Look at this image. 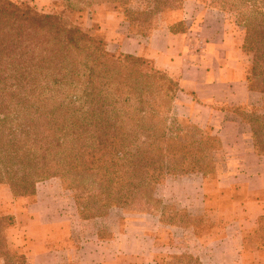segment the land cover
I'll list each match as a JSON object with an SVG mask.
<instances>
[{
    "label": "trees",
    "instance_id": "trees-1",
    "mask_svg": "<svg viewBox=\"0 0 264 264\" xmlns=\"http://www.w3.org/2000/svg\"><path fill=\"white\" fill-rule=\"evenodd\" d=\"M106 1L127 6L133 0ZM140 1L146 9L136 14L144 18L179 9L184 0ZM210 2L244 31L240 50L250 59L245 82L261 103L256 111L227 110L250 128L254 152L262 157L264 0ZM124 14L131 31L132 12ZM178 91L177 82L148 60L110 53L59 16L0 0V184L23 198L50 179L70 189L90 188L84 202L76 201L83 221L113 209L145 210L166 179L206 178L223 154L216 136L199 128L182 133L172 113ZM186 215L159 216L165 226L195 228L194 217ZM13 225L12 217H0V258L28 264L9 249L6 231ZM173 260L202 264L189 254Z\"/></svg>",
    "mask_w": 264,
    "mask_h": 264
},
{
    "label": "crops",
    "instance_id": "crops-1",
    "mask_svg": "<svg viewBox=\"0 0 264 264\" xmlns=\"http://www.w3.org/2000/svg\"><path fill=\"white\" fill-rule=\"evenodd\" d=\"M109 20L110 53L144 58L177 82L174 116L199 129L210 130L224 153L235 154L237 149L238 165L245 163L243 158L251 163L261 159L254 152L250 128L227 110L252 106L260 95L246 86L240 60L241 38L229 29L219 11L206 8L198 0H184L170 21L146 36L132 33L116 13L109 15ZM174 23L182 29L173 30ZM245 171L241 168L238 174L219 177L215 186L199 175L168 178L164 185L169 180L178 187L182 185L179 202L187 206V212L205 213L209 210L206 199L213 192L219 194L236 186L253 192L264 190L253 182L261 181L257 173ZM246 182L258 188L249 189ZM59 195L54 198L37 188L31 198L13 200L7 211L14 216L17 226L11 245L22 252L28 264H157L164 248L172 246L169 240L165 242L166 232L177 227L163 225L157 213L122 212L114 228L102 234L97 228H88L96 220H81L76 208L63 202ZM28 202L33 204L28 206ZM196 229L187 230L200 244L201 252L194 257L202 264H209L211 256L221 259L215 253L207 256L205 247L221 244L225 236L217 241L215 236L209 238L208 233L197 235Z\"/></svg>",
    "mask_w": 264,
    "mask_h": 264
},
{
    "label": "rangeland",
    "instance_id": "rangeland-1",
    "mask_svg": "<svg viewBox=\"0 0 264 264\" xmlns=\"http://www.w3.org/2000/svg\"><path fill=\"white\" fill-rule=\"evenodd\" d=\"M12 2L20 6H30L40 14H50L61 17L63 22L68 26H75L81 28L87 34L97 38L103 42L106 49L109 51V15L112 13L118 14L123 22L127 23V17L124 14L125 9L132 12V15L128 19L132 20V32H139V35H148L154 29H157L164 25L165 22L171 20L172 14L177 11L169 10L163 12L158 16H144L149 18L150 23H144L143 16L136 13L145 11V3L140 0H133L129 5L124 6L119 3H109L106 0H11ZM206 8L214 9L211 0H198ZM219 11V10H217ZM220 12V11H219ZM221 16L227 22L229 29H232L237 36L241 38V44L243 42L244 31L241 27L237 26L233 17L229 14L220 12ZM151 17V19H150ZM115 22V21H114ZM113 22V23H114ZM111 23V22H110ZM172 29L180 31L182 26L178 23L172 25ZM241 62L245 69V74H248L250 68V59L244 55L241 57ZM245 75V76H246ZM260 99L252 106H247V111H256L260 106ZM175 115V114H174ZM176 117V116H175ZM182 125V133L185 130H192L191 128H197L193 124L186 120H182L176 117ZM219 121V119H218ZM204 130V129H201ZM207 134H212L210 130H204ZM213 135V134H212ZM230 142H232L230 140ZM221 159L216 162L214 168L208 170L209 175L205 178V181L211 186H215L219 177L232 176L238 174L240 169L244 168L249 174H256L261 178L258 182L254 180L256 185L264 187V156L257 162H249L245 158L243 165L236 164L240 156L237 154L238 150L234 151L235 154L228 152H222ZM235 162V163H234ZM245 171V172H246ZM176 179V178H175ZM161 184L157 187L154 194V201L143 209L136 210H117L113 209L104 216L97 217L98 219L86 220L95 221L88 228H97L101 230L102 234L107 232V229H112L121 217L122 212L127 213H157L163 217V220H169L172 216L179 215L180 220H184V215L189 214L194 217V225L197 228L196 234L201 236L203 233H208V237H216L217 241L225 236L226 240L221 241V244L207 245V256L216 254L221 257L217 259L216 256H211V262L209 264H264V190L248 191L242 190L240 187L234 189H226L221 193H212L208 199H206L209 210H205V213L198 211L195 214L187 212L186 205L180 203V197L183 195L181 192L184 189L181 186H177L176 182L169 180L164 185ZM247 188H258L256 185L252 186L249 182ZM37 188L42 191H47L54 198H57L58 193L60 198L64 200L69 206L76 208V201L84 202L92 190L90 188L70 189L61 185L58 179H50L42 181L37 184ZM63 192H62V190ZM181 189V190H180ZM19 198L14 196L8 185L0 184V217H12L14 219V225L8 228L6 231L7 242L9 249L15 253L22 255L19 249H16L11 245L13 238L15 237L13 232L16 230V222L14 216L7 214L10 210V206L13 205V200L18 201ZM23 198V197H22ZM27 198V197H26ZM31 198V197H30ZM33 204V202H28ZM65 204V205H67ZM257 204V205H256ZM25 205V204H23ZM22 205V206H23ZM25 205V206H26ZM24 207V206H23ZM207 208V209H208ZM147 211V212H146ZM42 215L45 213L40 212ZM49 216V213L45 214ZM75 216V215H74ZM187 216V215H186ZM77 222V221H76ZM168 239L165 242H171L170 248H164L161 258L156 260L157 264H176L173 260L174 257H179L185 254H189L194 257L193 254L201 252L200 244L193 234L187 230L181 228L171 229L166 232ZM165 235V236H166ZM225 259H222V258ZM171 258V259H169ZM0 264H5L4 260L0 258ZM62 264H75V263H62Z\"/></svg>",
    "mask_w": 264,
    "mask_h": 264
}]
</instances>
